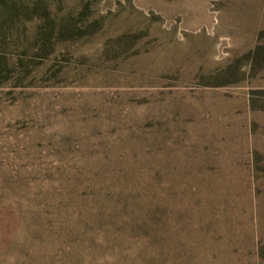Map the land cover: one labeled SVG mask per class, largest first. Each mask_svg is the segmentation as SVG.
Returning <instances> with one entry per match:
<instances>
[{"label":"rangeland","instance_id":"obj_1","mask_svg":"<svg viewBox=\"0 0 264 264\" xmlns=\"http://www.w3.org/2000/svg\"><path fill=\"white\" fill-rule=\"evenodd\" d=\"M0 264H264V0H0Z\"/></svg>","mask_w":264,"mask_h":264},{"label":"trees","instance_id":"obj_2","mask_svg":"<svg viewBox=\"0 0 264 264\" xmlns=\"http://www.w3.org/2000/svg\"><path fill=\"white\" fill-rule=\"evenodd\" d=\"M94 222H100L99 217H97V220H94ZM92 228H93V232L96 233L95 238H93V240H91L92 242H98L101 238L98 239L99 235H101V231L98 227V225L96 223L92 224ZM147 230H149V228H146ZM130 231V229L128 230ZM103 238V237H102Z\"/></svg>","mask_w":264,"mask_h":264}]
</instances>
